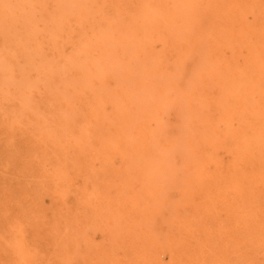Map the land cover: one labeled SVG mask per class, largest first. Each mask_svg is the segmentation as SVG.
Returning <instances> with one entry per match:
<instances>
[{
  "label": "rangeland",
  "instance_id": "1",
  "mask_svg": "<svg viewBox=\"0 0 264 264\" xmlns=\"http://www.w3.org/2000/svg\"><path fill=\"white\" fill-rule=\"evenodd\" d=\"M0 264H264V0H0Z\"/></svg>",
  "mask_w": 264,
  "mask_h": 264
},
{
  "label": "bare ground",
  "instance_id": "2",
  "mask_svg": "<svg viewBox=\"0 0 264 264\" xmlns=\"http://www.w3.org/2000/svg\"><path fill=\"white\" fill-rule=\"evenodd\" d=\"M59 165V164H58ZM61 165V164H60ZM102 167V166H101ZM103 168V167H102ZM61 173V172H60ZM47 174V173H46ZM62 174V173H61ZM56 175V174H55ZM58 176V175H57ZM61 176V175H60ZM65 176V174H64ZM67 176V175H66ZM68 179V178H67ZM94 182V181H93ZM64 183V182H63ZM48 184V183H47ZM52 187V186H51ZM60 187V186H59ZM46 191V190H45ZM55 191V190H54ZM103 191V190H102ZM48 193V192H47Z\"/></svg>",
  "mask_w": 264,
  "mask_h": 264
}]
</instances>
